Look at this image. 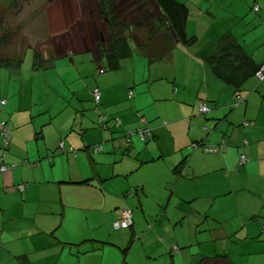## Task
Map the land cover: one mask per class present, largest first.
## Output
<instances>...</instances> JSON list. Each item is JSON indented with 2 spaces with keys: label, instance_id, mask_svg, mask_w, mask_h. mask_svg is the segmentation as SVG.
Segmentation results:
<instances>
[{
  "label": "crops",
  "instance_id": "0c3cea01",
  "mask_svg": "<svg viewBox=\"0 0 264 264\" xmlns=\"http://www.w3.org/2000/svg\"><path fill=\"white\" fill-rule=\"evenodd\" d=\"M179 1L189 8L186 34L194 42H173L164 28L147 43L130 39V53L113 70L101 57L112 36L99 0H0V38L14 33L0 53L21 60L0 68V122L11 125L3 163L17 165L0 173V264H201L217 256L233 264L218 254L219 239L264 241V82L250 69L264 64V30L228 20H243L255 7L254 18L263 20L252 1L264 0ZM24 15L34 24L22 22ZM224 35L244 53L211 68L205 59L222 55ZM18 38L26 43L21 55L7 54ZM34 54L49 63L34 69ZM27 58L31 86L20 76ZM95 66L105 72L95 75ZM45 84L63 95L57 112L42 96ZM93 89L100 91L98 104ZM201 103L210 110L205 115ZM95 107L106 128L95 125ZM60 113L74 126L70 119L45 133ZM142 129L151 133L146 140ZM104 143L98 153L86 149ZM205 146L221 149L212 154ZM179 166L185 175L175 174ZM123 212L131 213V225L117 230ZM186 218L192 231H177ZM199 229L210 239L196 252L189 241ZM146 233L154 241L143 259L113 257L110 248H122L113 238H130L126 255L134 238L145 246Z\"/></svg>",
  "mask_w": 264,
  "mask_h": 264
},
{
  "label": "trees",
  "instance_id": "16d2710c",
  "mask_svg": "<svg viewBox=\"0 0 264 264\" xmlns=\"http://www.w3.org/2000/svg\"><path fill=\"white\" fill-rule=\"evenodd\" d=\"M139 1V2H137ZM100 4H101V14L102 16L106 17L108 20V25L111 29V41L109 42L108 46L106 47L105 50L102 51V59L106 60L107 62V66L109 69H117L120 65V60L125 58L126 56H128V54L130 53V45H129V40L130 39H134L135 41L138 40L137 36L135 35V33L133 32L135 29V26L132 25V27H129L128 21L129 18L126 17H119L114 15L113 12V8L115 7V5L117 4L116 0H99ZM126 10H132L133 7L134 9L139 10V8L144 9L146 5H149V8H151V4H155L156 8L159 9L160 16L158 17L157 21L160 23V26H164V29L166 27V32H167V36L169 40H173L177 41L178 43L182 44L183 46H186L187 44H191L192 42H194L193 39H190L187 36V32H186V26H187V21L189 18V8L188 6L183 3L180 2L179 0H126ZM147 12L142 15L140 12L137 13V17L138 16H148L150 14V11L148 9H146ZM253 10H255L253 8ZM256 12L259 11V8L257 10H255ZM133 13H126L127 15H130L133 19H136V15L134 16V12L133 10L131 11ZM123 14V11H122ZM125 14V15H126ZM146 26H151V23L146 25ZM1 27V25H0ZM3 28V26H2ZM132 28L134 29L132 31ZM152 33H154L156 35V32L153 31V29H150V38L149 41L152 40L153 36ZM158 33V32H157ZM14 37V33L12 32H6L1 38H0V48L3 45H7L9 43L12 42ZM227 35H224L221 40H222V44H219V51H222V55H218V56H214V57H210V58H206L205 62L208 64L209 67L213 68L215 67V69H217L219 67L225 64V60L226 58L231 55L233 52H243L244 53V49L233 44H228L227 42H225ZM220 40V41H221ZM41 56L39 55H35L34 54V69H38L41 67V64L44 63V65H47L46 63L49 62H43L40 59ZM19 62H21V60L19 58H10V57H6L4 58V56H2V54L0 53V68L1 67H11L14 65H18ZM253 68H249L253 71V74L255 75V73L257 72V70L260 68V65H255L254 63H250ZM252 74V75H253ZM219 78L220 79H224L226 78V76L220 75L219 73ZM226 80V79H224ZM228 77H227V82L228 81ZM264 82V81H263ZM229 84L234 85L236 88V85L234 83L229 82ZM99 90V89H98ZM239 92L241 91L238 88ZM100 92V91H99ZM94 97V95H93ZM101 97V95H100ZM95 100V99H94ZM5 102V101H2ZM100 102V101H99ZM96 103V102H95ZM6 104V102H5ZM5 104H2V106H4ZM98 104V103H96ZM202 104V103H201ZM200 104V106H201ZM200 106H199V114L200 113ZM98 110V109H97ZM96 110V111H97ZM202 115V114H201ZM100 120L99 123L97 124L98 128H106V119L105 117L102 116V114H99ZM11 125L8 122H0V137H1V146H0V151H2V154L0 155V173L4 174L7 173L9 171H11L13 168H16L17 165H5L3 163L4 158H5V153L7 151V149L10 146V141H11ZM40 137V134L37 133V138ZM198 145V144H195ZM90 145H86V149L92 148L93 153H98L100 152V150H102V147L99 145H95L93 147H89ZM59 148L63 151L66 150V147L63 145V143H61L59 145ZM206 148V147H205ZM216 148V147H213ZM221 148H216L215 152L210 151V153L215 154L220 152ZM70 152H73L74 149H70ZM76 152V151H75ZM27 163V162H24ZM184 164V163H183ZM182 164V165H183ZM181 165V166H182ZM179 166L174 172L177 176H182L185 175L183 172V168ZM2 168H5L4 171H2ZM23 188V187H22ZM20 187V189H22ZM254 218H259V217H254ZM211 260H219V264H232L228 259L227 256H217L215 258H204L201 264H211Z\"/></svg>",
  "mask_w": 264,
  "mask_h": 264
},
{
  "label": "rangeland",
  "instance_id": "374dc122",
  "mask_svg": "<svg viewBox=\"0 0 264 264\" xmlns=\"http://www.w3.org/2000/svg\"><path fill=\"white\" fill-rule=\"evenodd\" d=\"M32 1H35V0H32ZM116 1H117L116 2L117 6H118V4H120L118 9L123 11V14L121 13L119 15V17L124 16L126 18H129V20H130V21H128L129 27H132V25L135 26V29H137V30H134L132 28V31L134 30L133 32L135 33V35L137 36V38L140 41H143L144 43H147V41H149L150 29H153L154 32H156V33L158 32L161 35V32H162L164 26H160V23L157 21L158 17L160 16V13H159L158 9L156 8L155 4H153V5L151 4V8H149V5H146L145 10L141 9V8H139V10H137V9H134V7H133L132 10L134 12H136V13H134V16L136 15V17H135L136 19H133L130 15L126 14V13H128V14L133 13V12H131L132 10H130V9L126 10L125 9L126 5H127L126 0H116ZM210 1L211 0H207L205 2H202V5H209ZM137 2H139V1H137ZM192 2L195 3L194 0H192ZM252 4H254L253 6L258 5L260 8H262L261 14L263 13V17H264V4L261 2L255 3L254 1H252ZM220 7H221V4L219 5V8ZM146 9H148L150 11V14L148 16H138L137 17L138 12H140L142 15H144L147 12ZM31 10H33V9H31ZM222 10H227L226 13H228V10H230V8H224L223 7ZM254 14H255V12L252 9V13H249L246 16V18H244L243 20H241L240 18H234V19L231 18L228 20L232 21L231 23L239 22L237 25H235V27H238V26L248 27L251 25L249 28H251L257 32L261 28L264 30V19L261 20L260 18H258L257 14L254 18ZM9 16L13 17V12H11L9 14ZM14 16L16 17V15H14ZM17 18H18V16L16 17V19ZM29 18L30 17H27V16L25 17V15H24V17L20 18V20H22V22H25L28 20L29 21L28 25L34 24L32 22V20H30ZM11 19L12 18H10L9 20H11ZM219 19L221 22H225L224 18L219 17ZM256 19L258 20L257 22L254 21ZM150 23H151V26H149V27L146 26ZM252 23H253V25H252ZM225 24H227V22H225ZM253 26H254V28H253ZM165 30H166V27H165ZM2 36H3V33L1 34V37ZM152 36L155 38L154 33H152ZM160 38H161V36H160ZM20 40L23 41L22 38H18L17 41L15 42V44L8 45L7 49H5L7 51L6 53L9 55H17V54L21 55V53L23 51V47L26 45V43L22 44V42ZM252 47H254V46L252 45ZM30 54H32V53H30ZM29 59L30 58H27L24 66L21 68V70L24 72L22 74H20V76H21V81L24 85H30L31 86V82H29L28 74L26 72V70L31 71V69L30 68H26V69L24 68L25 65H27V63L29 62ZM84 69L88 70V69H90V67L88 65H86L84 67ZM94 69H95V75H98L99 70H98L97 66H95ZM125 72H130V69L125 70L124 72H120V73H125ZM53 86H56L57 90H61V88H62V85L60 83H58V84L53 83ZM43 89H44V87H42V89H39V92H37V93L41 94ZM24 96L27 97V100H29V103L31 105V103L33 102L32 99L30 97H28L27 95H24ZM42 96L46 97L49 101L53 100L54 104L50 106V111L57 112L58 110H60L58 102L60 101V99H62L63 95L59 96L56 93L55 88L53 90H50L46 85L44 92L42 93ZM34 108L36 109L37 107H34ZM95 111H96V107L94 108V111H92V113L95 114V118H96L95 125L97 126V122L100 120V117H99L100 113H98V111H96V112ZM87 115H89V114H87ZM36 119H39V117ZM70 119H71V122H70L71 125L74 126V120L71 116H68L67 113H62V114L60 113L57 117H55L54 120L50 121L51 124L45 126L43 128V130L45 133H48L47 131H48L49 127L59 125L65 121L69 122ZM86 120L88 121L87 117H86ZM39 129H41V127H39ZM106 144L107 143H104V144H101L100 146H105ZM92 146H95V145H92ZM173 205H174V202L171 206L173 207ZM192 210H194V209L189 208L190 217H192L193 219H196L195 210L193 212H192ZM148 219L152 220L151 218H148ZM164 223L169 224L168 219L165 220ZM192 223H193V221L191 219L186 218L184 220V224L182 226L183 228L177 227V231H180L181 229H185V228L192 231V229H193ZM225 225H228V224L225 223ZM225 228L231 229L232 227H225ZM170 229H171V227H170ZM116 235H118V234H116ZM145 235H147L146 237H143L145 246L141 243V241L138 238H134L133 244H132L131 248L127 251L126 255H125L124 250L127 248L130 238H127V239H114L113 238V240L117 241V243L119 245H121V247H122V248H120V247L114 246V247L110 248L112 251L113 257L115 258L119 254L120 257H119L118 261H120V262H122L125 259H126V261L132 260L133 262H134L133 259H137V261H139V258L143 259L145 250H148L154 241V237L152 234L146 233ZM252 235H253V233H250V236H252ZM191 237L192 238H191V241H189V243L192 244L193 250L198 252L200 247L202 249H205V247H206L205 242L210 239V234H209V232L205 233V232H203V230L199 229L198 233H196V235L194 233H192ZM193 238H196V241L193 240ZM241 238H243V237H241ZM263 240H264V238H263ZM155 241H158L157 237H155ZM217 245H218L217 250L219 251L218 254L219 255H225V254L229 255L230 258L233 260V264H264V241H246L245 242V241H237V239L235 237H231V238H225L222 240L219 239V243ZM214 256H215V254L213 255V257ZM193 263H195L194 256H193Z\"/></svg>",
  "mask_w": 264,
  "mask_h": 264
},
{
  "label": "built area",
  "instance_id": "2783aa9c",
  "mask_svg": "<svg viewBox=\"0 0 264 264\" xmlns=\"http://www.w3.org/2000/svg\"><path fill=\"white\" fill-rule=\"evenodd\" d=\"M104 71H105L104 69H101L100 73H104ZM256 77L260 81H264V65H262L260 67V69L256 72ZM93 95H94L95 102L98 103L100 101V95H101L99 90L95 89L94 92H93ZM130 95H132V93H130ZM238 101H241V98H238L237 102ZM2 104H5V102H2ZM206 111H209V108L206 105H201V112H206ZM140 134H141V137H142L143 140H145L147 137L150 136V133L148 131H146V130H140ZM196 146L197 145H194V147H196ZM206 150L208 152H210V151L215 152L216 148L208 147ZM240 162H241V164H245L247 162V159H246V157L244 155L241 156ZM4 170H5V168H2V171H4ZM131 219H132V216H131L130 212H123L122 220L121 221H117L115 223V227L117 229L118 228H126L131 223ZM174 250L178 251V248L175 247Z\"/></svg>",
  "mask_w": 264,
  "mask_h": 264
},
{
  "label": "clouds",
  "instance_id": "9594fccd",
  "mask_svg": "<svg viewBox=\"0 0 264 264\" xmlns=\"http://www.w3.org/2000/svg\"><path fill=\"white\" fill-rule=\"evenodd\" d=\"M255 10H257L258 9V7H255L254 8ZM158 11H159V9H158ZM159 13H161L160 11H159ZM262 65H264V64H262ZM262 65H260V67L262 66ZM101 69H103V68H101ZM100 69V70H101ZM260 69V68H259ZM258 69V70H259ZM100 70H99V73H100ZM257 70V71H258ZM105 72V71H104ZM255 76H256V73H255ZM257 78V77H256ZM258 79V78H257ZM259 80V79H258ZM260 81V80H259ZM260 82H263V81H260ZM94 92V91H93ZM130 93H132V92H130ZM130 96H132V95H130ZM99 103V102H98ZM201 105H206L205 103H202ZM207 106V105H206ZM208 107V106H207ZM210 111V110H209ZM209 111H206V112H201V106H200V113L202 114V115H205L206 113H208ZM143 130V129H142ZM139 132V134H140V130L138 131ZM150 135H151V133H150ZM140 136H141V134H140ZM142 138V137H141ZM147 139V138H146ZM145 139V140H146ZM194 146V145H193ZM199 145H197L196 147H194V148H197ZM206 147V148H205ZM204 148H205V150L208 148V147H215V146H205ZM223 147H224V145H223ZM221 148V147H220ZM207 151V150H206ZM208 152V151H207ZM242 156V155H241ZM241 156H240V158H241ZM246 164V163H245ZM122 220V218L119 220H117V221H121ZM132 220V219H131ZM131 225V223L129 224V226ZM115 226V225H114ZM128 226V227H129ZM128 227H126V228H119V229H127ZM117 229V228H116ZM118 230V229H117Z\"/></svg>",
  "mask_w": 264,
  "mask_h": 264
}]
</instances>
